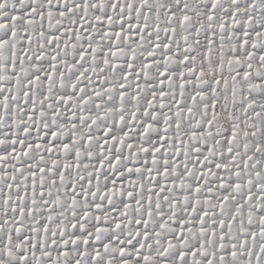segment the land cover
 <instances>
[{
    "label": "snow or ice",
    "instance_id": "1",
    "mask_svg": "<svg viewBox=\"0 0 264 264\" xmlns=\"http://www.w3.org/2000/svg\"><path fill=\"white\" fill-rule=\"evenodd\" d=\"M0 264H264V0H0Z\"/></svg>",
    "mask_w": 264,
    "mask_h": 264
}]
</instances>
